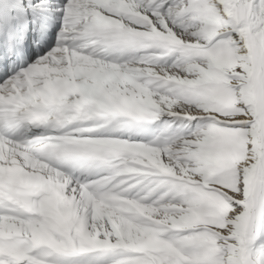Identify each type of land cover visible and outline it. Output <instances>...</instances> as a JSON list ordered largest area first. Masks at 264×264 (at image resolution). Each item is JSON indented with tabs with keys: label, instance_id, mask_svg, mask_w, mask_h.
<instances>
[{
	"label": "snow or ice",
	"instance_id": "6c2138e0",
	"mask_svg": "<svg viewBox=\"0 0 264 264\" xmlns=\"http://www.w3.org/2000/svg\"><path fill=\"white\" fill-rule=\"evenodd\" d=\"M0 264H264V0H0Z\"/></svg>",
	"mask_w": 264,
	"mask_h": 264
}]
</instances>
